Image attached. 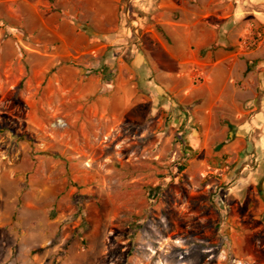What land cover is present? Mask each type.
<instances>
[{
	"label": "rangeland",
	"instance_id": "374dc122",
	"mask_svg": "<svg viewBox=\"0 0 264 264\" xmlns=\"http://www.w3.org/2000/svg\"><path fill=\"white\" fill-rule=\"evenodd\" d=\"M0 264H264V1L0 0Z\"/></svg>",
	"mask_w": 264,
	"mask_h": 264
},
{
	"label": "crops",
	"instance_id": "0c3cea01",
	"mask_svg": "<svg viewBox=\"0 0 264 264\" xmlns=\"http://www.w3.org/2000/svg\"><path fill=\"white\" fill-rule=\"evenodd\" d=\"M262 1H264V0H262ZM164 5L166 6V5H167V3H165Z\"/></svg>",
	"mask_w": 264,
	"mask_h": 264
}]
</instances>
